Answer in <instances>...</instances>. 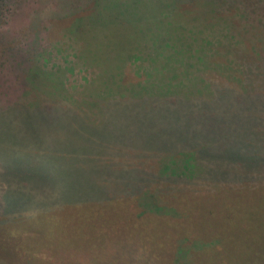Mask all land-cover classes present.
Here are the masks:
<instances>
[{
	"label": "rangeland",
	"instance_id": "1",
	"mask_svg": "<svg viewBox=\"0 0 264 264\" xmlns=\"http://www.w3.org/2000/svg\"><path fill=\"white\" fill-rule=\"evenodd\" d=\"M234 1L246 11L227 16L235 42L215 44L218 63L225 54L233 62L216 72L220 92L204 119L161 115L140 101L95 110L84 128L43 106L61 111L95 95L81 93L87 81L103 95L136 83L144 76L136 58L153 44L176 54L178 36L187 45L202 29L215 38L209 27L221 18L200 2L162 22L153 18L158 0L145 8L141 0L0 3V264H264V0ZM130 57L135 66L123 74ZM167 61L151 67L137 95L159 91ZM188 78L179 77L183 87L192 86ZM197 147L203 159L185 161L190 174L163 159ZM59 162H105L89 174L107 177L113 192L77 178L69 190ZM177 178L181 184L160 190L162 179ZM145 187L137 206L133 191Z\"/></svg>",
	"mask_w": 264,
	"mask_h": 264
},
{
	"label": "trees",
	"instance_id": "2",
	"mask_svg": "<svg viewBox=\"0 0 264 264\" xmlns=\"http://www.w3.org/2000/svg\"><path fill=\"white\" fill-rule=\"evenodd\" d=\"M9 0H0V3L6 2ZM144 8L148 7L150 3L153 0H141ZM160 2V10L159 15H155L153 18L156 20H159L162 22V18H165L168 15H172L175 12H179L180 10L182 12H186L191 7L195 6V4L204 3L209 8V14L216 13L217 17H220L221 20L217 25L210 26L209 32L216 33L215 38L211 36L206 29H202L201 31H197L193 33L190 36L188 45L186 44L185 40L178 36V40H182L184 43L176 42L179 46V51L176 50V54L174 52L168 51H158L157 45L153 44L152 50L150 53H146L145 55H139V58H136L137 61H141V64H139L137 71H142L144 74L143 77H148L152 73V68L157 65V62L160 60L167 61V80L163 81V85L158 89L159 91L155 93L153 96H140L137 95L140 87L143 85V77L138 78L139 80L136 83H128L124 87H119V89H111L108 94L103 95L106 91L100 92L98 87L95 86L92 89H90L91 84L90 81L85 82L87 83V90L83 92H92L96 91L95 95H89L87 98L82 97V99H76L77 103L76 105H69V104H63L62 110L58 111L55 108V104L53 103H47L43 107H49L47 110L51 112H56L57 115L60 116L62 119H73L81 121L83 128L86 127L84 122L88 125L89 122H92L94 118L91 115H88L92 113L93 111H100L101 115L106 113L115 108L116 105L120 104L123 109L128 108H137L138 106L146 103H142L140 101H146L151 105L150 110L152 112H156L158 114L163 115L165 112H174L179 113L183 112L186 115H189L191 117H194L195 119H204L205 113L210 110L214 104V101L216 100V94L219 93V87H220V80L219 76L220 74H217L216 72H222V71H230L231 64L233 62V59H229L226 54L224 55V65H221L218 63V59L215 57L218 52H216V45L219 44L222 40L221 38H224V40H227L229 45L231 44V40L235 42V34L232 33L233 28L230 25V17L227 16H234L235 11H238V9L245 10V8L239 7L238 5L234 6V3H228V0H158ZM238 2V0H236ZM261 1V0H259ZM217 2H221L222 4H219ZM130 4V3H129ZM227 5V6H224ZM228 7V9L223 13L222 8ZM186 8H189L185 10ZM230 14H225L227 11H231ZM136 9V8H135ZM137 13L139 14V11L136 9ZM156 11V10H155ZM126 14V13H125ZM131 15V14H126ZM145 15H142L141 18L144 19ZM246 26L245 28H249V22H244ZM194 26V25H193ZM197 28V27H196ZM213 46V48H211ZM187 49V51H186ZM190 54L186 55L182 59V54ZM229 55H235L236 52H228ZM221 55V53H219ZM155 58L158 60L155 62ZM136 59L130 57L129 60L126 59V62L129 63L128 66H125L123 68V74L125 71H130L131 66H135ZM216 59V61H214ZM149 65H146L147 63ZM183 64V65H182ZM177 67H181L182 70L178 71ZM226 67V69H224ZM243 73L246 74L251 71L250 67H247V65H243ZM165 69V67H163ZM209 72L210 74H206L205 72ZM135 74V71L134 73ZM222 74V73H221ZM136 75V74H135ZM183 77H189L188 81L192 86L190 87H183L184 80H179L180 76ZM130 74H127V77H129ZM225 78H230L229 74H222ZM244 88L247 87L246 83L243 84ZM81 89L83 85H80ZM125 89V93L122 89ZM121 89V91H119ZM246 89V88H245ZM119 91L118 94H113V92ZM228 94H231L230 92ZM103 95V96H102ZM132 98H138V99H132ZM116 101H124L122 103H118ZM54 109V110H53ZM170 113V114H171ZM63 124H59V127L62 129L63 132H67L64 129L68 128L67 124H65L64 120ZM84 121V122H83ZM69 129V128H68ZM62 134V133H61ZM64 137V136H63ZM189 154V159L185 158ZM168 158L171 162H182V165H180L177 170L180 168V175L184 174H190V170L193 168V166L185 162L186 160L189 162H202L203 156H202V147L192 148L191 150L180 148L179 150L175 151L173 154H169L165 156L163 159ZM45 163V162H42ZM51 162H48L50 164ZM102 165H106L105 162H59V170H61V178L60 183L61 185H66L68 189L70 190L71 187H74V178L80 179V180H92L95 183H104V184H98V189L103 190H109L112 191L113 186L111 184H108L107 182L110 181L107 177H100L99 175L93 176L89 173L94 170H103L101 167ZM197 167V166H196ZM25 169V167L23 166ZM109 168V167H108ZM122 181H125V178L123 177ZM131 182V180H127ZM163 187H161V191H164V188L166 185L171 184H181V179H174V181H169L162 179ZM190 181H186L183 184L187 185ZM133 184H128L126 187V191H129V189H132L130 186ZM143 189V188H142ZM142 189H135L133 191L134 193H140L138 196V199H136V204L139 206L140 197L147 194L148 188L145 187ZM141 190V191H140Z\"/></svg>",
	"mask_w": 264,
	"mask_h": 264
}]
</instances>
